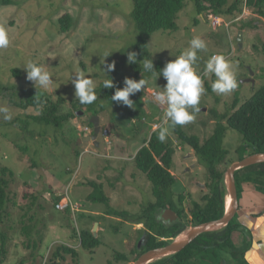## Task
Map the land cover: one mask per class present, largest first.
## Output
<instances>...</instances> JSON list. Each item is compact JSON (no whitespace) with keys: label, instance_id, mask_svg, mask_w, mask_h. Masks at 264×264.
<instances>
[{"label":"rangeland","instance_id":"rangeland-1","mask_svg":"<svg viewBox=\"0 0 264 264\" xmlns=\"http://www.w3.org/2000/svg\"><path fill=\"white\" fill-rule=\"evenodd\" d=\"M133 9V0H15L7 5L0 0V27L6 30L9 38V45L0 48V109H6L0 111V169L8 167L13 171V175L7 174L10 201L3 225L9 238V253L2 264H20L21 261L29 264L34 251L32 246L38 239L41 243L37 257L43 261L51 250L49 264H55L54 252L61 244L78 250L80 264H130L134 261L130 251L136 248L145 234L135 227L147 221V218L139 217L154 195L152 182L135 161L127 157L139 150L148 134L155 132L153 128L149 129L151 117L147 114V121L133 124L130 115H115L118 108L127 112L131 107L122 103L110 104L97 94L96 101L76 110V113L83 112L79 113L80 116L57 129L54 125L29 118L39 113L35 108L25 109L19 105L27 97H39L41 94L54 99L76 100L70 79L79 71L90 75L96 88L105 79H112L115 85L123 78L131 77L133 71L127 53L135 52L134 46L140 39L132 17ZM250 11L244 17L241 15L243 18L238 21L223 15L225 22L214 27L208 15L211 12L199 15L193 1L186 0L177 20L179 28L176 31H157L149 40L154 59L164 65L187 48L193 37L199 36L205 41L206 49L198 51V60L193 66L202 76L205 89L198 105L200 111L194 114L191 122L183 125L189 133L199 135L202 141L216 126L212 110L224 113L235 97L244 103L264 84V20ZM65 14L71 15L72 22L62 27L60 18ZM241 31L243 47L238 40ZM105 54L109 56L105 58ZM214 54L224 55L235 65L237 87L229 93L207 91L206 82L211 84L215 76H204L203 68ZM29 60L36 61L50 73L52 83L48 88L37 90L34 83L27 80L23 65ZM113 62L115 70L107 76L101 70ZM16 69L20 71L18 75L14 74ZM152 78L157 80V84L162 80L167 82L163 76L158 78L154 75ZM7 88L11 89L10 92ZM159 106L161 109L166 107ZM102 107L105 108L102 127L109 129L110 133L106 135L102 129L99 145L81 140L88 136L89 132L84 127L92 118L81 117L87 116L85 113L89 108L95 111ZM64 109L69 111L72 106L66 104ZM156 121L161 124L160 128L169 127L165 141L176 147L173 170L179 173V182L173 190L182 191V181H185L187 191L194 192L196 197L209 193L205 187L207 170L198 163L194 149L183 143L174 128L165 125L163 119ZM119 132L121 137H118ZM224 146L230 151L228 162H236L240 157L238 149L245 147L246 143L237 130L228 127ZM187 165H197V169L186 172ZM124 168L126 174L122 175ZM195 179L198 185L194 183ZM92 182L103 183L112 199V208L122 213L121 216L106 215L107 205L89 199L95 189ZM62 197L70 198L77 210L58 208L56 204ZM242 197L243 194L239 203ZM247 213L248 210L243 213L238 210L234 223L246 229L244 234L252 241L250 249L256 238L253 228L264 219V210L251 213L250 223L246 222ZM95 220L101 222L96 236L102 244L89 250L81 245L78 237H73V232L74 229H93ZM27 226L31 229L29 234L24 232ZM235 240L242 243L244 235L236 234ZM243 247L247 249V245ZM191 249L196 250L197 247ZM205 250L202 257H196L191 264H258V258L248 259V250L241 257H234L220 247ZM117 252L125 253L128 259H117ZM66 256L62 264H76L72 254Z\"/></svg>","mask_w":264,"mask_h":264},{"label":"trees","instance_id":"trees-1","mask_svg":"<svg viewBox=\"0 0 264 264\" xmlns=\"http://www.w3.org/2000/svg\"><path fill=\"white\" fill-rule=\"evenodd\" d=\"M1 1L3 5H7L12 4L15 0ZM192 1L196 6L199 15H204L209 11L220 17L223 15L227 17L231 16L234 21H238L241 15L243 16L245 8L247 7L252 10L255 15H258L264 20V0H234L231 3L230 0ZM133 3L134 9L132 17L136 28L140 33V39L134 46L135 52L137 53V62L131 63L133 74L129 78H133L137 81L144 78L147 82L144 89L130 97V99L136 101L147 93L149 80L154 76L149 72H144L143 76V69L140 67V61L142 59H152L157 73L164 67L162 61H156L154 59L153 54L149 49V40L157 31H176L179 28L177 20L179 18V13L186 6V0H133ZM70 22H72L70 14H65L60 18L62 27L64 25L67 26ZM195 22L198 23V19H196ZM262 51L264 53V44ZM204 69L205 67L203 70ZM19 73L20 71L18 69L14 70V74L18 75ZM124 79L125 78L115 84L113 88H103V83L100 84V86L96 88V95H100L110 104H120L121 102H112L111 97L114 95L117 88H123ZM206 85L207 91L213 92L211 84L206 82ZM10 90V88H7V91L10 92ZM66 104H70L72 109L69 111L65 110L64 105ZM19 105L25 109L29 107L35 108L39 113L31 115L29 118H33L38 122L54 125L57 129H62L66 122L80 116L76 113V110L83 106L79 104L77 100L68 101L63 97L54 99L47 94H41L39 97H27V99L22 100ZM104 110V107L95 111H92L89 108L85 113L87 116L85 117L84 115L81 118L88 117V119H90L93 115L100 114ZM212 112L217 120L216 126L211 135L204 141L201 140L199 135L189 133L183 125L173 127L174 132L179 139L194 149L200 164H202L207 170L209 185L212 187L213 192L207 206V214L199 219L201 223L217 219L224 215L226 211L227 187L225 183V174L227 168L233 163V161L228 162L230 151L224 146L227 128L231 127L237 130L243 136L246 143L245 147L243 146V148L241 147L238 149L240 152L239 160L252 153L264 152V84L244 103L240 102L239 97H235L233 104L226 112L219 113L215 110H212ZM137 118L142 119L143 115H137ZM89 123L90 124L85 123V125L94 127L91 121ZM132 123L134 124L136 122L132 121ZM93 133L94 129L91 134ZM158 136L159 134L157 131L151 133L150 136L148 134L143 140V147L134 157L136 166L145 173L152 182L153 195L155 197L154 203L144 207L139 219L146 217L150 220L153 219L155 210L166 203L164 195H173V187L179 182L177 176L172 172L176 147L171 142L165 140L161 142ZM228 164L229 166H227ZM8 172L13 175V171L8 167L0 169V263H4L9 253L8 234L3 230V225L8 216L7 206L10 201V179L7 177ZM236 182L239 199L246 189H251L264 194V163L251 165L237 170ZM92 184L95 189L89 196V199L93 202L104 203L107 205L106 214L121 216L122 213L112 208V199L106 193L104 185L97 182H92ZM31 196L34 200L37 199V196ZM168 201L171 200L169 199ZM65 209L72 211L71 207ZM149 225H151L152 229L157 230V224L155 222L154 224L152 222V224ZM239 230L243 232L244 245H247V249L243 247L244 245L242 248H239L236 245L235 235L239 233ZM245 230L246 229H243L242 225L234 223L233 218L227 228L221 231L225 234V241L223 243H218L216 241L213 247L224 248L231 252L234 257L245 256V253L251 246L252 242L251 238L245 236ZM30 231L31 229L28 226L24 227L25 233L29 234ZM211 234H217V232H212ZM73 237H78L81 241V245L89 250H94L102 244V240L94 234L93 229H84L81 231L74 229ZM40 243L41 240L39 241V239L34 241L32 246L34 251L31 254L32 261L29 264H42L41 257H37V249ZM155 245L156 244L145 247L143 250L151 249ZM193 246H195V244L190 245L184 251L177 253L170 258H162L149 264H191L194 257L199 255L197 249H191ZM66 254H72L76 260V264H80L78 260V250L64 244L58 246L54 252L56 258L55 264H62L67 258ZM116 258L126 260L128 259V256L123 252H117ZM20 264H26V262L21 261Z\"/></svg>","mask_w":264,"mask_h":264},{"label":"clouds","instance_id":"clouds-1","mask_svg":"<svg viewBox=\"0 0 264 264\" xmlns=\"http://www.w3.org/2000/svg\"><path fill=\"white\" fill-rule=\"evenodd\" d=\"M9 45V38L6 30L0 27V48H6ZM206 49V43L199 36L193 37L189 46L185 48L173 60L166 62L164 67L157 73L152 59H142L140 67L144 72L163 76L167 81L162 91L155 94V99L164 107L163 123L175 127L184 125L194 119V114L200 111L198 107L201 94L205 91L201 75L194 70V65L198 60V51ZM105 54V58L108 57ZM128 63L137 62V53H127ZM104 64V62L102 63ZM27 73V80L33 82L37 88H48L52 83L50 73L36 61L29 60L23 65ZM235 65L226 60L222 54L212 55L206 62L204 76L214 74L215 80L211 83L213 92L217 94H226L237 87ZM115 70V63L107 64L105 70H101L107 76L109 72ZM75 88L76 100L81 105H89L96 101V84L90 75L84 71L76 72L70 79ZM146 80L144 78L135 80L125 77L123 88H117L111 97L112 102H121L122 104L133 107L132 95L145 88ZM113 80L105 79L103 88H113ZM6 111V109H0ZM6 119L9 117H5ZM158 131V130H157ZM104 132V131H103ZM169 132V127H161L159 131V140L163 142ZM68 197L66 198V200ZM70 199V198H69ZM63 200H60L61 202ZM58 202V203H59ZM64 202V201H63ZM66 202V201H65ZM73 210V209H72ZM43 262V261H42Z\"/></svg>","mask_w":264,"mask_h":264},{"label":"flooded vegetation","instance_id":"flooded-vegetation-1","mask_svg":"<svg viewBox=\"0 0 264 264\" xmlns=\"http://www.w3.org/2000/svg\"><path fill=\"white\" fill-rule=\"evenodd\" d=\"M198 163H200L199 160ZM196 166L192 167L190 165H187L185 171L191 172L197 169ZM172 172L178 177L179 173H176L175 170L173 169ZM194 183L198 185L197 179L194 180ZM182 184H183L182 191L176 192L173 190V195H164V199L166 200V203L165 205L159 206L155 210L153 219L150 220L146 217L147 221H145L142 226L135 227V229L137 230L144 231L145 234L141 237L140 239L141 242L140 240L137 242L136 248L130 251L131 253H133L132 255L134 256L133 257L134 260L139 258L144 252L148 250L169 245L177 237L182 235L187 230V227L191 226L193 228L194 226L200 224L201 222L199 221V219L207 214V210H208L207 206L209 204L210 196H212V192H213L212 187L209 185L208 178L205 183V187L209 189V193L202 195L201 197L199 196L200 198L196 197L194 195V192L187 191V187H186L187 184L185 181H182ZM169 199L171 201H168ZM154 202H155V197L154 199H152V201H150V203H148V205H151ZM173 211L176 214H174ZM152 222L153 224L154 222L157 224V230L152 229L151 225H149L152 224ZM227 226L228 225L214 231L202 233L201 235L196 237L182 251L187 249L190 245L195 244V246L197 247V252H199L198 253L199 255H197L196 257L198 256L202 257V254L206 251L205 249L213 247L216 241L218 243H223L225 241V234H223L221 231L225 230ZM212 232H217V234L212 235L211 234ZM238 234L242 235L243 232L239 230ZM139 242H140V247L138 246ZM154 244L156 245L153 246V248L148 250H143V248ZM227 251L228 250H226V252ZM177 253L167 255L164 258L166 257L170 258L171 256ZM196 257H194V259H196Z\"/></svg>","mask_w":264,"mask_h":264},{"label":"crops","instance_id":"crops-1","mask_svg":"<svg viewBox=\"0 0 264 264\" xmlns=\"http://www.w3.org/2000/svg\"><path fill=\"white\" fill-rule=\"evenodd\" d=\"M250 12L251 11L249 10L247 13H245L243 15V17L246 16L247 14H250ZM243 17H240V18H243ZM166 83L167 82L162 80V81H159L157 84V80L151 78L149 80L147 93L143 97H141L140 99L133 101V107H131L127 112H125L124 108H118L116 110L115 115H117V116L121 115L122 116V114H127V115H130V117L132 118V121H137V119H138V121L144 122V121H147L146 116L148 114V116L151 117V120L148 123L150 126L149 129L151 130L153 128V124L157 122L156 120L163 119L164 108L161 109V107L158 105L156 99L151 95L150 91L154 90V89L158 90V91H162V88L166 85ZM160 110H162V111H160ZM102 115H103L102 113L96 114V116L98 118H96V117L94 118V119L99 120L100 134L102 132V129H103V131L105 129H107L106 127L105 128L102 127ZM137 115H143V118L139 119V118H137ZM86 126H88V125H85V127ZM91 130H93L92 127H91ZM89 133H88V136H89ZM100 134L97 138V142H98L97 145H99L98 139L100 137ZM121 136H122V134L119 132L118 137H121ZM81 140L88 141L85 138H82ZM90 142H92L93 144H96V142H93V141H90ZM142 147H143V145L139 148V150ZM137 152L135 154H133L132 156H128L127 159L128 160H131V159L134 160V157L137 154ZM111 168H113V167H111ZM110 170L113 172V169H110ZM123 170H124V172L122 173V175H125L126 174V168H124ZM134 174H135V172H134ZM100 181L101 180H99V182ZM119 182H121V181H119ZM66 198L67 197H62L61 200H63L65 202ZM240 210L242 211V213L244 211H247V210L249 211V213L245 214V217H246V222L250 223L251 213H253L255 211L260 212V211L264 210V194H261L257 191L251 190V189H246L245 192L243 193L242 201H240L239 211ZM92 212H94V211H92ZM95 213L100 214L98 211H95ZM101 214H104V213H101ZM106 215H108V214H106ZM263 216H261V217H263ZM241 219H242V217H241ZM100 227H101V222L96 221L95 225L93 226V232L95 235H96V233H98L97 231L100 229ZM253 231L256 233L255 242L253 243L252 247L247 251L246 256L248 257V259L250 261L254 260L255 258H258V264H264V219H262L261 222L256 227L253 228ZM243 243H244V240L240 244L236 243V245L238 247H242Z\"/></svg>","mask_w":264,"mask_h":264},{"label":"water","instance_id":"water-1","mask_svg":"<svg viewBox=\"0 0 264 264\" xmlns=\"http://www.w3.org/2000/svg\"><path fill=\"white\" fill-rule=\"evenodd\" d=\"M238 40L240 43V47H243L242 31L239 34ZM79 113L82 114L83 112L79 111ZM95 117L98 118L96 115H93L91 118V122L94 125V133L84 138L88 141L96 142L97 145L98 144L97 138L100 134V126H99V120L94 119ZM262 163H264V152H256L244 157L239 161L233 162L227 168L225 174V183L227 187V195L230 194L232 197V206L230 209L226 207V211L222 217L214 220L202 222L194 226L186 236L180 237L181 236L180 235L169 245L148 250L130 264H149L148 261L151 260V258L155 257L156 255L164 254V256H167L170 254L180 252L202 233L214 231L228 225L236 216L240 206L238 188L236 182V171L241 168H245L256 164H262ZM173 213L176 214L174 211Z\"/></svg>","mask_w":264,"mask_h":264},{"label":"built area","instance_id":"built-area-1","mask_svg":"<svg viewBox=\"0 0 264 264\" xmlns=\"http://www.w3.org/2000/svg\"><path fill=\"white\" fill-rule=\"evenodd\" d=\"M249 10L250 9L246 7L245 8V11H244V14L247 13ZM209 16L212 18V22H213L214 27H218L220 24H222L223 22H225L222 17H220V16H218V15H216L214 13H209ZM157 92H158V90H155V89L150 91L151 95L154 98H155V94ZM135 122H137V121H135ZM160 126H161V124H159V122L154 123L153 124L154 131L159 130ZM85 130L88 131V132H90V133L92 132L91 127H89V126H86L85 127ZM104 133L106 135H108L110 133L109 129H105L104 130ZM57 207L60 208V209H65L67 207H71L73 210H77L76 204L72 203L69 198L66 200V202H62V201L59 202L57 204ZM50 252H51V250H49V253L47 254V256L44 257L42 264H49V261H50ZM0 264H2V263H0Z\"/></svg>","mask_w":264,"mask_h":264},{"label":"bare ground","instance_id":"bare-ground-1","mask_svg":"<svg viewBox=\"0 0 264 264\" xmlns=\"http://www.w3.org/2000/svg\"><path fill=\"white\" fill-rule=\"evenodd\" d=\"M231 206H232V197H231L230 194H228L227 197H226V207L228 209H230ZM189 231H190V229L185 231L180 237L186 236L189 233ZM164 257H165L164 254H159V255H156L155 257L151 258V260H149L148 262L149 263H151V262L153 263V262L158 261V260H160V259H162Z\"/></svg>","mask_w":264,"mask_h":264}]
</instances>
